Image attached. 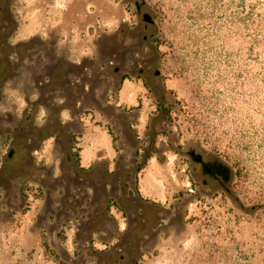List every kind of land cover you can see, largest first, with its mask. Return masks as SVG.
<instances>
[{
    "label": "rangeland",
    "instance_id": "rangeland-1",
    "mask_svg": "<svg viewBox=\"0 0 264 264\" xmlns=\"http://www.w3.org/2000/svg\"><path fill=\"white\" fill-rule=\"evenodd\" d=\"M245 13L0 0V264H264V42Z\"/></svg>",
    "mask_w": 264,
    "mask_h": 264
},
{
    "label": "trees",
    "instance_id": "trees-1",
    "mask_svg": "<svg viewBox=\"0 0 264 264\" xmlns=\"http://www.w3.org/2000/svg\"><path fill=\"white\" fill-rule=\"evenodd\" d=\"M242 9L246 11L245 14L240 15L242 22L247 25L249 22L252 23V39L256 44L264 42V0H252L250 6L246 9V0H240ZM260 56V52H257Z\"/></svg>",
    "mask_w": 264,
    "mask_h": 264
},
{
    "label": "water",
    "instance_id": "water-1",
    "mask_svg": "<svg viewBox=\"0 0 264 264\" xmlns=\"http://www.w3.org/2000/svg\"><path fill=\"white\" fill-rule=\"evenodd\" d=\"M145 18H146V20H148V21L151 19L150 16L147 15V14L145 15ZM199 159H200V158H199Z\"/></svg>",
    "mask_w": 264,
    "mask_h": 264
}]
</instances>
